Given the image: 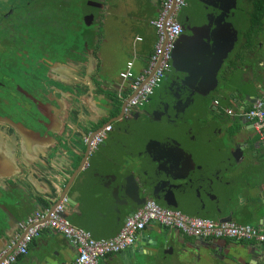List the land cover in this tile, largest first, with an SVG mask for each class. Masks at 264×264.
Wrapping results in <instances>:
<instances>
[{"label": "crops", "instance_id": "0c3cea01", "mask_svg": "<svg viewBox=\"0 0 264 264\" xmlns=\"http://www.w3.org/2000/svg\"><path fill=\"white\" fill-rule=\"evenodd\" d=\"M86 1L87 0H77L79 6H77L76 9H73L69 14V17L72 16L73 18L75 13L78 14L77 19L79 24H76L77 26L75 24L72 25L73 31L77 32L78 36L73 37L72 40L69 38L73 43L75 39H77L78 42L70 45V48L66 52V56L76 59L77 63L73 61L75 67L64 64L53 65L52 67L55 70L57 69L63 74H61L62 78L61 76L59 78L63 79V76L68 75L70 78L75 79L95 80L94 77H91L90 79L88 78V72L91 70L88 62L90 50L97 59H103L114 65L117 72V81L121 80V72L129 69L128 62L130 61H133L131 71L135 75L142 73L148 66L149 58L154 51L157 41V31L151 21L155 19L160 12L161 0H94L103 3L104 6L92 7L93 9L84 8ZM260 1H262V3L259 4L260 7L256 8ZM239 5L241 6L240 10L236 11V14L238 15L236 23L239 27L238 40L236 41L233 50L230 52L231 54L229 53L227 59L228 65L226 64V67L224 68L223 75L226 74L228 77L224 81L221 80L222 82L217 89L216 96L213 97L214 101L218 100L222 91L226 89V84L230 76L238 75L237 79L242 83L243 80L250 78L254 71L264 69V24L261 22L264 17V0H239L238 6ZM107 11H109V17H107L108 19L105 22L103 19L105 13H108ZM100 23H103V31L99 25ZM189 26L190 21L187 29ZM58 28H63L62 32L65 36L67 35V27L59 26ZM100 48H102V52L99 51ZM82 68L85 70L82 71ZM39 72L43 71L40 70ZM46 74L54 76L49 70ZM90 81L89 83H91ZM51 84H55V82L51 80ZM59 86L65 88L62 84H59ZM90 89L93 92L94 86L90 85ZM53 92L54 90H51V93ZM56 96H58V94ZM243 105L245 106V113L250 109L253 103L249 101L246 104H236L230 101L227 108L231 107L236 110ZM225 113L226 116L231 119V115L227 113L226 109ZM244 116H242L244 120L234 117V122L237 126L218 124L214 127V133H212L215 138L221 135L226 144L232 148L235 147L237 139H235L234 142H231V135L228 134H232L236 127L238 129L241 125H244L245 127L244 134L239 138V142L247 144L249 142L248 138L253 136L252 142L255 145L251 146V148L245 149L243 160L237 164L238 166H241L245 162V165H247L244 166L241 172L236 174L239 176L243 173L244 175H248L250 182L247 187H244V185L240 183L229 186L230 188H233L234 194L236 193V187L238 189V194H242L241 199L237 198L238 204L240 201L248 199L247 197L250 195L249 189L251 187H253L256 194L264 195V148L258 144L260 138L256 133L253 122L246 116V114H244ZM85 127H83V129ZM76 131L77 130L74 129V132ZM91 131H93V129H91ZM79 140L77 141L83 146L84 139L80 138ZM175 147L176 151L185 159L184 154L180 151L178 146L175 145ZM254 152H256V157L253 154ZM59 155L60 154H57L51 157L52 163L50 164V168L59 169L68 158L69 153L66 151L62 156L59 157ZM57 160L60 162L57 163ZM249 160L256 162V165L253 167L249 166ZM237 165H235L236 167L234 166L233 170L238 167ZM186 166L190 171H196L189 166L187 162ZM3 169L9 170L4 165ZM233 170L231 171L235 174ZM215 171V175H212V169L207 173L210 179H208L209 181L204 180L205 178H203V176L197 171L196 172L199 176L194 172L196 181H198L197 183L200 185L204 196L195 198V202L188 205V208L181 205L179 202L173 203L168 201L163 193L159 194L160 199L157 198L156 202L163 207L180 209L191 216L209 217L219 220L220 215L224 216L227 214L223 209L215 206V204L217 205L215 202L220 198V194L222 195L224 190L216 188L213 183L215 182L214 180H216L217 175V178L224 179L223 177L226 176L225 174L227 172H222L223 177H220L221 171L218 168H216ZM28 175L29 174H27L26 178L23 177L22 184H20V180L19 182H16L17 184H14L17 185V187L21 185L27 190L22 189V191L20 190L15 197H9L8 199L5 198L9 203L8 209H11L14 212V214L12 216L9 215V217H12L11 221L13 222L16 233L19 236L23 235V230L16 219L23 222L29 215L34 213L35 210L47 208L52 204L57 203V200H59L58 196L55 197L51 195L48 183H45V180L41 178L40 175ZM89 175L92 176V172H89ZM97 178L88 177L86 180V177L82 176L73 183L69 196H72L76 200H74L76 203L66 205L68 218L73 225L90 231L93 237L97 239H110L119 234L125 219L131 214L133 207L131 204H122V202L111 193V190L105 187L100 179ZM225 179L224 181L226 182ZM252 181L255 182L254 186L251 185ZM64 190L65 189L60 188L56 194L59 195L60 192L64 194ZM236 197H238V195H236ZM0 199H2V196H0ZM247 204L248 202L244 201L238 206L239 209L242 210V213L238 214L233 221L264 228V208L263 210L261 209L255 217H247L249 216V213H246ZM164 228L165 227L161 226L159 223L154 222L150 223L144 230H142V233L149 236H157ZM167 229L171 231L174 245L180 244V241L185 239L187 241H192L194 246L188 260L187 258L184 259V257L178 255L176 248L171 251H161V253L154 257L156 264H210L209 262L222 264L225 260H228L231 255L229 252L230 244L234 245V243H238L239 245H257L264 243L254 238L249 240H237L231 238L204 239L188 236L180 230ZM8 246L9 245L7 244L6 247ZM209 246L213 248L212 251L209 249ZM213 253H215V255ZM77 255V245L73 244L64 234L57 230L45 229L40 236L32 239L29 244L28 252L20 255L15 264H69L77 257ZM251 261H247L243 264H264V257ZM131 263L135 264L134 258L128 256L125 253V250L109 253L100 261V264ZM238 263H240V261Z\"/></svg>", "mask_w": 264, "mask_h": 264}, {"label": "water", "instance_id": "95a60500", "mask_svg": "<svg viewBox=\"0 0 264 264\" xmlns=\"http://www.w3.org/2000/svg\"><path fill=\"white\" fill-rule=\"evenodd\" d=\"M193 4L195 10L194 7H192V12L194 10L196 17L198 16L197 18H194L195 20H193L198 24L202 22V26H204V29L212 38V41L216 42L217 46L220 49H222L223 47V55L220 57V61L224 62L225 59H227L229 53L233 50L239 36V27L236 23V21L238 20V15L235 11L239 4V0H193ZM88 5L91 7L104 6L103 3L94 0H89ZM186 6L187 4L185 5V7ZM186 30L187 29H185L176 40L175 48ZM212 48V52L214 54L216 53L217 56H219L217 49L214 47ZM99 51L102 52V48H100ZM88 59L91 67V70L88 72L89 79L91 77H94L95 81L100 83L103 82L104 78H106L107 80L117 83V72L112 63L104 61L103 59H97V57L92 54L91 50ZM73 61L76 60H69L68 62H64L63 64L75 67ZM48 67L49 72L53 73L54 76H50L45 72H39L37 74V85L40 87L39 91L41 92V94L44 97L48 98V101H50V103L55 102L56 107H60L58 100L52 99L48 94L51 90H58L57 94L58 96H60L61 90H65V88L60 87L59 84L72 87H74V84L66 82L64 78L60 79L59 77L61 76L62 78V73L57 69L55 70L52 67V64ZM84 70L85 69L82 68V71ZM124 72L125 71L121 72L120 75L121 79L125 81L123 77ZM237 77L238 75L230 76L226 84V89L222 91L219 99L216 100L218 101V103H216L212 95L205 94L201 89H197V87H194L193 85L190 86L184 80H178V78L176 77L166 75L162 80L160 86L155 90L154 94L147 102L149 103L151 101L152 103L155 101H160L162 105H164V111L166 113L171 112L170 114H166L164 121L160 122L164 125V129L165 127H167L168 129L171 128L170 131L172 132H169L168 134H166V136L171 142H174L178 146L180 151L184 154L188 165L195 169L206 180L209 179L207 173L211 169L212 175H215V169L218 168L221 171L220 177H223L222 172L225 173L233 170L234 166L239 164L243 160L245 149L251 148V146L255 145L252 142L253 136L248 138L249 142L247 144H243L238 141L239 138H241L244 134V125H241L239 129L236 127L233 130L232 134H228L231 135V142H234V140L237 139V143L235 144L234 148L229 147L221 135L216 138L212 135V133H214L215 131L214 127L218 124L237 126L234 122L236 117L244 120L242 116H244L245 106L243 105L242 107H238L236 110L231 107L227 108L230 101L236 104H246L249 101L254 104L258 100L264 101V69H258V71H254L251 77L243 80L242 83H240L241 81H238ZM51 80L54 81L55 84H51ZM70 92L74 94L77 93V91L73 88H71ZM172 92H175L177 95L171 96ZM130 96H128L127 98V100L129 101ZM42 101V99H38L39 104H41ZM166 106L169 107L171 111H169ZM89 108L91 112H94V109L92 107L89 106ZM207 109L208 111L219 116L221 118V122L218 119H213L209 121L208 124L204 127H200L199 132L198 130H196L195 134L192 135V131L195 130L194 128H192V126L196 123L199 125L200 118L205 119L207 117ZM225 109L227 113L231 115V119L226 116ZM37 110L39 113L35 114L34 116L32 115L30 118L32 126L27 127V129L29 130L28 132H40L44 135L56 137L57 141L54 144L49 145L48 156H50V158L57 154H60L62 152L61 149H64V152L67 151L69 153L68 158L64 161V165H67L66 168L61 166L59 167V169L50 168L51 166H48L44 161L41 160L34 163L38 166V175H46L48 177H51V179L53 180L52 182L56 183V181H58L61 177L65 178L66 176H71L68 183L64 186V188H62L65 189L64 194L60 192L59 195H57L56 193H58V189H56V186V188L54 187L53 190L50 189L51 195L55 197L58 196V202L66 197V205L75 204V199L72 196H69V192L73 187V183H75L78 178L80 179L82 176H85L86 180L88 179V177H98L97 179H100L101 183L105 187L109 188L111 190V193L116 198H118V200L122 202V204L132 205V212L144 205L147 200L143 196V192L145 191V189L143 188L141 180L137 177L136 172L129 167L126 169L124 168L123 170V167L120 163L113 161L108 157L94 155V153H87L86 159H89L88 161H90L89 163H91V171L86 172L82 170L81 163L83 160L81 161V157L84 156L85 151L83 150L82 145L79 142V139L82 137L78 135L77 131L74 132V129L76 128L78 130L80 126L79 122H74L75 118L73 115H71L70 113H65L67 114V116L63 117V119L65 120V127L61 130L55 131V129L53 128V120L51 116L44 111L43 107H38ZM136 112L143 113L145 112V108L143 110L141 108H137ZM89 121V124L95 122L94 119H90ZM161 124H159V126ZM177 124L178 126L175 127V125ZM81 125L82 127H84L85 124ZM86 126L87 129H92L91 125ZM180 126L182 127L181 129ZM98 131L99 130L92 132L91 137H93ZM15 133L19 135H17V137L20 138L19 142L22 143L24 139L28 137L25 130L19 126H15ZM196 133L199 134V136L196 135ZM22 143H20V146H16L17 149L21 150L20 147L22 146ZM63 143L64 146H61ZM258 144L262 148H264V143L261 140L258 141ZM6 150V157L5 159H2L0 167L3 168L4 165L7 169H10L12 166V162L11 160H9V158L12 159L15 155L11 153L12 151L10 152L9 149ZM253 154L256 157V152H254ZM246 165L244 162L241 166L235 168L233 172L235 174L241 172ZM255 165L256 162L254 166ZM16 166H18L21 170L20 173H17L19 174L18 179H20L23 176L25 178L27 177L26 174L30 173L32 165L23 162L21 163V165L17 163ZM40 169H43V172L40 171ZM47 170H50L51 173ZM89 172H92V176L89 175ZM197 172L195 174L199 176ZM14 176L10 174H0V180L4 181L5 179H12ZM217 176L216 180H214L215 182L213 183V185L216 188L224 190L222 195L220 194V198L218 199L219 204L217 205L218 208L223 209V211L228 213L224 216L220 215L219 220L233 221L235 220L236 215L242 213V210L239 209L237 201L231 202V199L234 197L233 188H230L229 184H226L224 179L219 177L217 178ZM13 181L15 182V184H17L16 182H19V180L17 179H14ZM2 185L0 182V196H2V199H0V252L7 248V244H11L14 250L15 248H17L19 242L21 241L22 236L17 235L14 224L11 221L12 217H9V215L12 216L14 212L11 209H8L9 203L5 200V198L8 199L9 197H15L20 190L22 191V189H25L21 185H19V187H17V185H14L13 187H10V189H8V187L5 188ZM249 192V199L244 200L248 202L246 212L257 214L259 211H261V209L263 210L264 208V195L256 194L253 187L249 189ZM241 195L242 194L240 193L237 198L241 199ZM244 201H240L239 205ZM64 215L68 218L67 207ZM16 221H18L19 225L22 223L18 219H16ZM23 233H25V230H23ZM171 235V231H169L167 228H164L161 232L158 233L157 236H149L141 232L137 236L135 243L127 248L125 250V253L128 256L134 258L135 264H156L154 257L161 253V251H171L177 248V254L184 257V259L187 258L188 260V257L191 255L194 243L192 241L183 239L182 241H180V244L174 245ZM209 249L212 251L213 248L209 246ZM229 252L231 254L230 257L222 264H243L247 261L263 258L264 243H260L257 245H239L238 243H234V245L230 244ZM213 254L215 255V253ZM239 261L240 263H238ZM209 263L214 264L211 262Z\"/></svg>", "mask_w": 264, "mask_h": 264}, {"label": "flooded vegetation", "instance_id": "af4514ba", "mask_svg": "<svg viewBox=\"0 0 264 264\" xmlns=\"http://www.w3.org/2000/svg\"><path fill=\"white\" fill-rule=\"evenodd\" d=\"M87 1L84 8L93 9L87 5ZM73 2L75 5L72 4ZM77 4V0H0V166L2 159L6 157V149L15 155L12 159L9 158L12 162L11 168L6 170L0 167V174L14 176L20 173L21 170L16 165L17 163L21 165L24 162L32 165L28 176H33L39 173L38 166L34 164L36 161H44L48 166L52 163L50 156H48L49 145L57 141L56 137L40 132H28L27 129L28 126H32L31 116L39 113L38 107H43L44 111L51 116L53 128L56 130L65 127V120L63 119L64 116H67L65 113L73 115L75 123L79 122L80 127L78 130L75 129L78 135L84 139L82 147L85 154L81 157V161L83 160L81 167L86 172L91 171V163H89V159H86L87 153H94V155L108 157L120 163L123 170L129 167L137 174L138 161L135 155L141 158L140 153L143 151L144 143L151 138L158 141L155 138L158 135L161 136V139H168L166 134L172 132L170 131L171 128L165 127L164 129V125L160 123L164 121L166 114L171 113L164 111V105L160 101L152 103L150 101L144 107L129 106L127 98L131 95L130 78H124L125 81L121 79L117 83L104 78L103 82L97 83L94 79L91 81L82 80L65 75L63 76L65 81L74 84V87L65 86V90L60 92V97L56 96L58 90H54L53 93L50 91L48 94L52 99L58 100L60 107H56L55 102L50 103L49 99L41 94L40 87L37 85V74L40 70L47 73L48 66L51 64L52 66L63 65L69 59L76 60L66 56V52L70 45L76 44L78 40L75 39L74 43L71 42L62 32L63 28L58 27L65 26V21L70 22L69 14L77 8ZM193 5V0H187V6L178 12V19L183 25L187 24L188 26L190 19L198 17L194 13L195 7ZM192 7H194L193 12ZM240 7L239 5L235 11L240 10ZM107 12L103 19L105 22L109 17V11ZM77 15L74 14L75 25L79 24ZM201 23L200 25H202ZM227 59L223 62L224 68L228 62ZM76 61L74 62L77 63ZM170 72L171 70L167 75L173 77ZM90 85L94 86L93 92ZM71 88L75 89L77 93H71ZM176 95L175 92L171 93V96ZM38 99L43 100L41 104H39ZM89 106L94 109V112L90 111ZM137 108L142 110L145 108V112H136ZM167 109L171 111L169 107ZM206 115L205 119L200 118L199 125L196 123L192 126L195 129L192 131V135L195 134L196 130L199 132L200 127H204L213 119H218L221 122V118L208 109ZM90 119H94L95 122L89 124ZM80 123L85 124V126L91 125L93 131L85 126L83 129ZM159 124L161 125L159 126ZM107 125H110V131L105 133L103 140L96 147H93L91 140L94 136L91 137V133L96 130L100 131ZM15 126L23 128L28 136L23 143L19 142L20 138L15 133ZM177 126L178 124L175 125V127ZM196 135L199 136L197 133ZM85 137L89 139L88 142L85 141ZM20 143H22L21 150L16 147L17 145L20 146ZM173 144L176 145L174 142ZM61 146H64V143ZM61 150L59 157L65 153L64 149ZM56 162L59 163L60 161L57 160ZM61 167L66 168L67 165L62 164ZM40 171L43 172V169ZM47 171L51 173L50 170ZM225 175L226 179L223 178L229 186L240 183L247 187L250 182L248 175H243V179L239 175L233 174L232 171ZM18 176L19 174L12 179L20 180V184H22L24 176L20 179ZM70 177H61L55 183L52 182L51 177L41 176L45 183H48V188L52 190L55 186L56 189L63 188ZM12 179L0 180L1 185L3 184L2 186L10 189L15 184ZM141 182L145 189L143 196L146 199H154L155 201L157 198L160 199V193L151 191L146 183L142 180ZM249 197L250 195L247 198L249 199ZM218 201L215 203L219 204ZM233 201H237L236 194L231 199V202ZM215 206L218 207L216 204ZM248 215L247 217H255L256 214L249 213Z\"/></svg>", "mask_w": 264, "mask_h": 264}, {"label": "built area", "instance_id": "2783aa9c", "mask_svg": "<svg viewBox=\"0 0 264 264\" xmlns=\"http://www.w3.org/2000/svg\"><path fill=\"white\" fill-rule=\"evenodd\" d=\"M187 0H161L158 16L151 21L157 31V41L148 66L140 74L131 71L133 61L128 62L129 69L123 73L130 78L131 96L129 106H144L150 100L162 80L171 70V57L176 40L183 32L178 12L185 7ZM218 103V101H216ZM231 112V111H229ZM244 114L253 122L260 140L264 143V101L258 100ZM110 125L98 131L91 145L96 147ZM85 141L89 139L85 137ZM67 198L47 208L35 210L20 226L25 230L17 248L10 244L0 253V264H15L19 256L28 252L33 238L40 236L43 230H57L77 245L78 255L69 264H100L109 253L126 250L135 243L137 235L150 223L180 230L188 236L210 239L231 238L237 240L258 239L264 242V228L236 221H220L209 217L191 216L180 209L161 206L154 199H147L144 205L132 212L124 221L117 236L110 239H97L92 233L71 223L64 215Z\"/></svg>", "mask_w": 264, "mask_h": 264}, {"label": "rangeland", "instance_id": "374dc122", "mask_svg": "<svg viewBox=\"0 0 264 264\" xmlns=\"http://www.w3.org/2000/svg\"><path fill=\"white\" fill-rule=\"evenodd\" d=\"M72 4L75 5L74 2ZM74 19L71 16L69 23L65 21L68 40L78 36L72 27L74 21L76 22ZM261 22L264 24V17ZM99 25L103 31V23ZM212 47L217 49L219 56L212 52ZM222 50L223 47L220 49L216 42L212 41L204 26L190 19L189 28L173 50L170 75L215 97L221 82L228 77L223 75L224 64L220 61ZM160 137H155L158 141L151 138L144 143L141 158L135 155L138 161L137 175L151 191L163 193L168 201L179 202L188 208V205L195 202V198L204 196V193L196 181L194 172L187 169L185 159L176 151L173 142ZM248 162L252 167L255 164L253 160ZM243 175L244 173L240 178L243 179ZM254 184L252 181L251 185ZM235 194L239 195L237 187Z\"/></svg>", "mask_w": 264, "mask_h": 264}, {"label": "trees", "instance_id": "16d2710c", "mask_svg": "<svg viewBox=\"0 0 264 264\" xmlns=\"http://www.w3.org/2000/svg\"><path fill=\"white\" fill-rule=\"evenodd\" d=\"M260 3H262V1L258 2L256 8H259V7H260V6H259ZM183 26H184V28H183V31H184V29H187L188 26H187V24H186V25H183Z\"/></svg>", "mask_w": 264, "mask_h": 264}]
</instances>
